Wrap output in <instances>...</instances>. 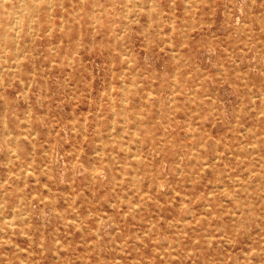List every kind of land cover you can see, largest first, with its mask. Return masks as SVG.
Wrapping results in <instances>:
<instances>
[{
    "label": "rangeland",
    "instance_id": "rangeland-1",
    "mask_svg": "<svg viewBox=\"0 0 264 264\" xmlns=\"http://www.w3.org/2000/svg\"><path fill=\"white\" fill-rule=\"evenodd\" d=\"M0 206V264H264V0H0Z\"/></svg>",
    "mask_w": 264,
    "mask_h": 264
},
{
    "label": "bare ground",
    "instance_id": "bare-ground-1",
    "mask_svg": "<svg viewBox=\"0 0 264 264\" xmlns=\"http://www.w3.org/2000/svg\"><path fill=\"white\" fill-rule=\"evenodd\" d=\"M3 7V6H2ZM102 155V154H101ZM97 171V170H96ZM134 178V177H133ZM1 207V206H0ZM16 207V206H15ZM1 209V208H0ZM132 210V209H131ZM11 214H12V211H11ZM15 214V213H14ZM20 216H21V214H20ZM19 216V217H20ZM80 216V215H79ZM1 217H2V215H1ZM4 217V216H3ZM8 217H10V215L8 216ZM21 218V217H20ZM23 218V217H22ZM13 224V223H12ZM230 240V239H229Z\"/></svg>",
    "mask_w": 264,
    "mask_h": 264
}]
</instances>
